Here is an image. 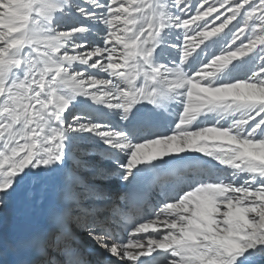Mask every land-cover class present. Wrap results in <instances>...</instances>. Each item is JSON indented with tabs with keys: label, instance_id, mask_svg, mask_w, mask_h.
<instances>
[{
	"label": "snow or ice",
	"instance_id": "1",
	"mask_svg": "<svg viewBox=\"0 0 264 264\" xmlns=\"http://www.w3.org/2000/svg\"><path fill=\"white\" fill-rule=\"evenodd\" d=\"M124 2L106 0L102 4L101 0L94 3L83 0L82 4L75 5L80 16L98 19L106 28L102 45L89 47L86 36H82L81 43H76L71 35L66 47L54 57L67 69L61 79L78 73L76 80L86 81L83 86L86 91L81 89L78 94L69 95L59 83H52L42 92L33 86L25 97L32 114L15 123L8 112H3L11 108L10 101L6 95H0V264H4L6 254L12 257V264H93L86 245L99 250L94 264H141V256L151 257L146 264H184V249L193 255L214 258L212 264H264V162L251 154L264 147V102H234L235 97L229 95L241 90L264 91V66L237 82L217 84L209 79L214 74L202 78L213 66L219 65L220 69L258 46L262 53L260 59L264 61V0H157L165 17L160 33L164 28L175 27L183 31L185 40L179 61L170 67L161 65L154 57V49L162 43L159 33L151 53L152 65L162 66V76L182 72L187 82L176 90L179 96L172 93L152 97L141 96L136 91L144 82L143 78L129 85L109 75L105 70L108 51L92 56L86 63L74 60L70 66L59 59L65 53L74 56L101 48L110 50L114 42L104 43L108 27L103 21L110 14H118L109 13V8H117ZM61 3L62 7L52 14L49 25L54 32L60 31L56 26L57 14L73 7L72 0L66 5L63 0ZM92 9H103V12L97 16ZM230 25L231 38L222 53L188 75L183 68L189 57L185 47L191 44L192 52L199 42L222 33ZM70 31L85 34L87 27L73 26ZM26 52L31 53V50L23 49L21 57ZM165 69L170 71L165 72ZM25 71L24 64L13 69L6 87L21 81L27 84ZM29 78H33L31 74ZM48 80H52L51 74ZM93 80L104 83L87 87ZM52 88L65 98L66 106L49 103ZM101 91L107 94L103 99L96 95ZM35 93L38 95H33ZM206 93L223 99L205 104L191 122L183 126L189 97ZM78 97L119 110L121 121L129 124L137 118H151L150 113L138 117L136 105L144 102L161 109L166 108V102L177 101L180 111L171 134L133 143L123 131L92 121L82 122L74 114L69 120L66 114ZM224 108H228L224 112L232 116L227 125L217 120L212 125L190 127L201 114ZM85 132L90 134V139L71 138L73 133ZM189 135L193 139H183ZM221 139L225 143L220 144ZM169 140H179V143L145 151ZM97 143L101 147L90 146ZM186 151L212 156L231 172L228 176L215 175L214 178H200L198 172L193 179L172 185L175 172L162 174L159 166L152 162ZM113 183L119 186L109 187ZM12 197H19L17 222L6 233L4 214ZM202 200L212 205L215 232L220 236L235 234L232 236L235 248L228 249L222 243L207 239V233L204 239L197 238L180 248L168 243L169 234L181 237L188 220L193 218L194 205ZM154 202L158 206L145 216L144 209H151ZM236 212L246 216V220L235 219ZM153 224L155 231L145 230ZM156 249L167 250L173 259L151 256Z\"/></svg>",
	"mask_w": 264,
	"mask_h": 264
},
{
	"label": "bare ground",
	"instance_id": "2",
	"mask_svg": "<svg viewBox=\"0 0 264 264\" xmlns=\"http://www.w3.org/2000/svg\"><path fill=\"white\" fill-rule=\"evenodd\" d=\"M104 1H106V0H101V3ZM67 2H68V0H63V4L66 5ZM94 2H95V0H93V3ZM112 2H114V0H112ZM82 3H83V0H72L73 7L67 8V11H70L72 13L71 17L68 16V14L67 15H64L63 13L57 14L56 26L58 27L59 30H61L58 32H54L53 28L50 27L49 25H50L52 14L54 12L59 11L60 8L62 7L61 0H43L42 6L45 7V9L48 13L46 14L45 19L39 20L38 22H35L34 20L32 21V19H27L26 17H22V15L19 17L10 15L7 18H3V17H1V14H2V12H1V14H0V25H1V22L4 21L7 23V26H9L11 28L14 36H16L14 43L19 44V42H25L26 41V42H29L34 47H37V44L41 47L47 45L48 43L52 44L51 49L49 48L50 50H47V53L49 54V58H41V60H40L41 63H43V68L40 69V67L37 66L38 63L36 62L35 59L34 60L30 59L31 60V68H30V70L25 71V78L28 79V84L24 86L25 90L23 92L14 91L12 94H10L11 99H12V103L14 104L11 112H14V113L18 112V115L15 118L12 116L14 119V123L17 122L18 120H22V119H20V117H26V116L30 117L31 116V114H32L31 109L28 107L27 100L25 99V97H27L29 95V93L31 92V88L33 86L38 87L39 91L42 92L45 90V87L50 88V85L52 83H59L60 85L63 86L64 89L68 90L69 95H71L73 93L78 94V90H81V89L86 91V89L83 88L86 81L76 80V77H72V78L66 77L64 79H61V77H59L58 74H59V72L60 73L61 72L66 73V69L63 66H61V64L57 63L56 61L50 60V58H54L59 54L61 48L65 47V44L61 43L60 41L61 40L70 41L71 35H73L75 42H78L82 38V36H86V40L88 41L87 43H88L89 47H91L92 45H96V44L97 45L103 44L104 33L101 34L102 32H99V31H101L104 27L102 28L103 24L101 22H99L98 19L97 20L87 19L88 22L93 23V25H92L93 28L91 29V32L89 31V32H86L85 34H81V33H73L72 34V32L70 31L71 30V29H69L70 22L74 21L73 18L75 17V15H79L78 12L76 11L75 5H79ZM2 5L4 6L5 4L2 3ZM137 9H138V7H136L135 0H125V2L120 4L117 8H109V10H108L109 13H118V14L107 16L106 20L103 21V23L106 22L111 27V29L112 28L116 29L117 32L121 35V40L116 41V40H114L115 36L113 37L114 39H112L110 37V34H109V36L105 39L104 43L108 44L109 42H114V43H112L111 49L110 50L109 49H107V50L106 49L105 50L99 49V50H95L94 53L100 54L103 51L112 52L113 53L112 55L115 56V58H113V59H115L117 61L116 64H118L120 66H123V65L129 63L130 61H132V57H131L132 52L130 50H127L126 48H124L125 47L124 44L127 45L126 42H128V38L130 37V34H131L130 30L133 27L132 25H133L134 21L132 18V16H133L132 13L135 12V10L137 11ZM92 11H94L97 14V16H99L100 14H102L103 9H92ZM25 16H28V14ZM28 24L31 25L32 31H30V32L27 31L28 33H25V32L20 33L19 31L22 29L21 27H24V26L26 27ZM161 24H162L161 27L163 28L164 24L162 23V21L160 22V25ZM126 27H127V31H126ZM170 29H173L174 32L171 35H168L167 37H164L162 39V43H164V44L161 43L157 52L154 53V57H155V60L157 63H159L161 65L169 66V67L172 64L179 61V59L182 55V51H183V42L185 40L184 33L181 29H178L175 27H171ZM227 30H229V29H227ZM67 31H69V32H67ZM116 37H118V36L116 35ZM209 41H210V39L202 40L198 44L199 48H197V47L194 48L192 52H191V49H192L191 44H189L185 47L184 51H186L189 54V57L185 61L183 68H184L185 72L188 73V75H192L193 72H195L197 69L201 68L206 62H208L210 60V58L214 57L216 54L222 53L221 52L222 50H220L218 47H216V48L213 47L214 43L210 44V46H209L210 48H207L208 46H206V45H209L208 44ZM1 42L2 41H0V44H1ZM165 42H167V44ZM154 44L156 46L157 37L155 39ZM118 45H119V47H118ZM203 45H205V46H203ZM19 46H21V45H19ZM5 48L6 47H3V46L0 47V74H1L0 75V95H8L10 93L9 85H11V84H8L6 87V85H4V83H3V80L8 75L13 74V69H17V67L20 65V63H18L16 67H14V68L10 67V63L16 58V52L18 51L17 50L18 48L16 50H14L13 53H11L10 55L8 54V50H5ZM153 48H155V47H153ZM202 48H207V49H202ZM89 53H91V52H89ZM6 54H7V56H6ZM133 55H136L135 58H140V61H139L140 65H144V64L152 65L151 53L144 54L145 56H142L141 54H138V53H135ZM24 56H26V53L24 54ZM40 56H42V55H40ZM47 57H48V55H47ZM70 57L71 56L64 54L63 56H60L59 59L66 58V60L67 59L69 60ZM242 58H244V57L238 58V59L230 62L229 64L224 65L220 69H218L219 65L213 66L212 71L205 73L202 78H207V77L214 74L209 79L215 81L217 84H222V83H227V82H229V83L230 82H237L236 80L237 79L241 80V78L245 79L246 77L250 76L253 73L252 70L253 69L255 70V68H252V65L251 66H248V65L244 66L245 63L242 62V60H243ZM7 59H8V63H7ZM42 59H45V60H42ZM24 60H25V58H24ZM26 60H27V58H26ZM74 60L75 59H72L70 61L73 62ZM63 61H65V59ZM78 61H80L82 63H86L84 58L80 59ZM172 61H174V62H172ZM67 62L65 61L64 63H67ZM25 63H27V62H25ZM262 64H261V66H259L256 69L258 70L260 67H262L263 66ZM160 67H162V66L153 67V65H152V68L158 70L159 76L161 78V82L163 83V86H164L165 94L167 93V90H169L172 93H175L176 96H179L180 93L177 92L176 90L179 88H182L184 86V84L187 82L184 79L182 72H176V74L172 75V76H169V75H163L162 76L161 71H160ZM249 68H252V70H249ZM167 71H170V70L165 69V72H167ZM134 72H135V75H134L135 77L134 78L131 77V80H129L128 78H125V77L122 78L121 80H123L125 83H128L129 85H134L135 81H137L140 78H143L144 82L141 83L140 88L137 90L139 92L149 91L152 88V76H151L150 70L148 69L149 75L144 74L143 76L140 74L137 75L136 70H134ZM224 73H226V75L224 76V78H222V75ZM29 74H31V77H33V78L38 77V79L29 78ZM45 74H47V76ZM50 74L52 75L51 81H49L47 79ZM244 74L246 76H244ZM22 83H23V81H21L19 83V85H22ZM101 83H104V82L93 80L91 83L87 84V87H89V88L97 87ZM50 91H51V95L49 97V103L54 101L58 107L61 106L60 105V99L62 100L63 98H61V96L56 94V90L54 88L50 89ZM121 91L123 92L124 90H121ZM100 93H101L102 97L107 95L106 93H103L102 91ZM100 93H99V95H100ZM33 95H38V93H35ZM229 95L235 97L234 102L249 101L247 99H258L259 100L258 102H260V101L264 102V91L249 92V91L241 90L240 93H229ZM79 98L80 97H78L77 99H79ZM208 98H214V101L211 104H214L218 100L222 101V99H223L222 97L221 98L216 97L213 93H206L204 95L199 96V100L197 102H193L192 98L189 97V99L186 103L187 115H186L185 124L183 126L186 127L187 124L191 122V120L194 118V116L196 114H198L200 109L206 104V100ZM77 99L72 102V104L70 106L71 110L69 113L66 114L67 116H69V115L72 116L73 113H74V115L78 116L77 115L78 113H80L82 111H86V107H84L83 104L80 107L75 105L76 102L78 101ZM80 100H82V99H80ZM90 102H92V101L87 102V105L91 104ZM166 104L168 106V109H173L175 111V113H173V114L176 115L180 111V104L177 101H171L169 103L166 102ZM95 105H97V107H99V106L102 107V109H101L102 114L108 113L111 115H114V114L119 115V110L113 109V112H112L105 105L96 104V103H95ZM221 110H223V111H221ZM221 110H220V112L215 111L212 114H207L206 118H208V120L205 123L206 119H204V123L202 126L212 125L217 120H219L221 124L227 125L229 120L232 118V116L230 115V113L224 112V111H228L229 110L228 108H224ZM96 111L99 112V110H96ZM75 113H77V114H75ZM201 116L202 115H200L196 121L192 122V124L190 125V127L192 129L196 128L195 126L197 125V121H198V119L201 118ZM221 117H226V118L221 119ZM70 119H71V117H70ZM112 119H113V121L110 119H109V121L107 119H103L102 126H107V127L113 128L112 122H114V120H115L114 123H117L118 118L113 117ZM176 119H177L176 116H166L163 120L158 119L157 124L160 125L161 127L163 126L166 129H168V128L173 129V127L176 123ZM77 134L78 133H76L75 135H77ZM134 134H135V130L133 132H130V135H134ZM183 139L190 140V139H193V137H191L189 135V136H184ZM80 140H88V139L84 137V138H80ZM176 143H179V140L165 141L164 144L156 145L154 147L146 149L145 151L146 152L156 151L160 148L168 147V146H170L172 144H176ZM209 143L214 144L215 141H210ZM219 143L223 144V143H225V140L221 139L219 141ZM94 147L99 148L100 147L99 143H97L96 145L94 144ZM246 151L251 152L250 149H246ZM188 153H195L196 154L195 158L192 159L190 162H194L195 160H199V161H202L204 163H207L208 165L217 166L218 171L221 170V173H218V175L228 176V174L231 172L230 168H226L224 165L219 164L218 161L216 159H214L212 156H208V155H205L202 153L186 151V152L180 153V154H170L169 156H166V157L183 156V155H186ZM251 154L254 155L256 159L264 162V147H261L259 151L251 153ZM198 172L204 173L205 171L203 170L202 172H200V171L195 170L193 172V175L196 176ZM208 175H209V173L204 174V176H208ZM118 186L119 185L116 183L109 185V187H112V188H115ZM257 198H260V197H257ZM18 200H19V197H17V198L12 197L9 201V208L6 210V212L4 214L5 228L10 223L11 217L13 214L17 218L16 209L15 210H12V209H13V203L15 204V208H17L16 205L18 203ZM199 204H198V206H199ZM198 206H197V209L200 210L198 208ZM207 210H209L208 211L209 213H213V210H211V209H207ZM193 212H194V215H196V213H198L195 210ZM234 218L238 219V220H246L244 218V216H241V214L239 212L234 213ZM193 219L196 220L195 217H193ZM206 219H207V223H187V225L183 229V230L187 231L186 236H184V237L181 236L180 238H177V237L172 236V234H169L171 237V239H169V240H175L172 242V244L173 243H180V242H192V241H195L197 238L204 239L205 238L204 233H207L208 234L207 239H209L213 242L222 243L223 246H225L228 249H233L237 246L235 240L232 239V236L235 235L234 233H227L224 236H220L218 233L215 232V229L213 228V225H212V221L208 218H206ZM188 221L192 222V219H189ZM199 227L202 230H198L197 228H199ZM191 255H193V254L191 253ZM194 256H196V255H194ZM201 256L202 257L198 258L197 262L195 261V259H192L191 257H188L185 259L183 258L184 264H197V263H199V264H212V260L214 258H210V257L204 256V255H201ZM194 261L196 263H194Z\"/></svg>",
	"mask_w": 264,
	"mask_h": 264
},
{
	"label": "rangeland",
	"instance_id": "3",
	"mask_svg": "<svg viewBox=\"0 0 264 264\" xmlns=\"http://www.w3.org/2000/svg\"><path fill=\"white\" fill-rule=\"evenodd\" d=\"M104 2H106V1H104ZM104 2H102V4ZM169 2H170V0H169ZM193 2H195V0H193ZM2 3L5 4V5L3 6ZM42 3H43V0H0V8H2V11H0V14L2 12L1 17H3V18H7L10 15H13V16H16V17H19V16L22 15V17H26L27 19H32V21L34 20L35 22H38L39 20L45 19L46 18V14L48 13L46 11L45 7L42 6ZM135 4H136V7H138V9H137V11L135 10V12L132 13V15H133L132 18H133V21H134V23L132 25L133 27L130 30V33L131 34H130V37L128 38V42H126L127 45L124 44L125 45L124 48H126L127 50H130L132 52L131 57H132V61L133 62L137 59V58H135L136 55H133L135 53L141 54L142 56H145L144 54L152 53V51L154 49L153 47H155V44H154L155 43V39H156V37L159 36V33H160L161 29H162V27H161L162 24L160 25V22L165 19V17L163 16V13L160 11V6L157 4V0H135ZM27 14H28V16H25ZM63 14L64 15H67L68 14V16H70V17L72 16V13L70 11H67V9H65V11L63 12ZM108 16H111V14L108 15ZM73 20L74 21L70 22L69 29H72L73 26H86L87 27V32H89V31L91 32V29L93 28L92 27V25H93L92 22L91 23L88 22L87 19H84L80 15H75V17L73 18ZM3 22L4 21H2L1 22V25H0V41H2L0 45H2L3 47H6L5 50H8V54L9 55L11 53H13V51L16 50L17 48L19 49L22 45H23L24 48H29L31 50V53H27L26 52V56H24L25 60L21 61L20 62V65L24 63L25 64V69L28 71L31 68V60L30 59H32V60L35 59L36 62L38 63L37 66L40 67V69L43 68V63H41L40 60H41V58H49V54L47 53V50H50L51 49V45L52 44L48 43L47 45H45L43 47L39 46L38 44H37V47H34L33 45H31L29 42H26V41L25 42H19V44L18 43L16 44V43H14L15 42L14 40H15L16 36H14L13 31L11 30V28L9 26H7V23L6 22L3 23ZM234 23H235V21L233 22V24ZM231 26L232 25L229 26V28H228L229 30L225 29L222 33H219L216 36L207 38V39H210V41L208 43L209 45H206V46H208L207 48H210L209 47L210 44L214 43L213 44V47L214 48L218 47L220 50L223 51L225 45L228 43L229 39L231 38V31H230V29L232 28ZM107 27H108V36L110 34V37L112 39H114L113 37L115 36V39L114 40L120 41L121 40V35L117 32V30L116 29H113V28L111 29V27L108 24H107ZM21 28L22 29L19 31L20 33H22V32L28 33L30 31H32V28H31V25L30 24H28L26 27L24 26V27H21ZM102 28L103 29L101 31H99V32H102L101 34L104 33V35H105L106 28H105L104 25L102 26ZM170 28L171 27L164 28L158 38H160L162 40L164 37H167L168 35H171L174 32V30L173 29H170ZM126 31H127V27H126ZM115 34L118 37H116ZM132 34L135 35L134 36V37H136L135 40H132L131 39V35ZM141 37H143V39H141ZM60 42L61 43H64L65 44V47L69 43L68 40H61ZM81 42H82V40L80 39L76 43H81ZM165 43L167 44V42H165ZM162 44H164V43H162ZM19 45H21V46H19ZM203 46H205V45H203ZM118 47H119V45H118ZM197 48H199V47H197ZM207 48H202V49H207ZM101 49H104V48H101ZM39 54L42 55V56H40ZM65 54L68 55L67 53H65ZM112 54H113L112 52H109L108 56L106 57V59L108 60V64L105 65V70L108 71L109 75H114V76H116L119 79H122L124 77L127 78L128 77V74H127V72H124L123 73V71H124V68L123 67H126V65L129 64V63H127V64H125L123 66H120V65L116 64L117 61L115 59H113V58H115V56L112 55ZM47 55H48V57H47ZM94 55H99V54L94 53V51H92L89 54L88 53L87 54H85V53H77L74 56H71L69 60L68 59L66 60V58H62L60 60L63 61L65 59L66 62L68 61L67 64H69V66H70L71 63H72L70 60H72V59L80 60V59H83L84 58L85 61L87 62V60L90 59ZM261 55H262V53H261V50H260V48L258 46L256 49H254L252 52H250V54L247 53L244 56V58H242L243 59L242 62L245 63L244 66H247V65L248 66H251L252 65V68H255V70L254 69L252 70V68H249V70H252V72H256L257 71L256 68H258L259 66H261V64L264 62V61H262L260 59V56ZM6 56H7V54H6ZM26 58H27L28 61L26 60ZM42 60H45V59H42ZM50 60H54V61L57 62V60L54 59V58H50ZM138 60L140 61V58H138ZM24 61L27 62L28 64L25 63ZM65 61H63V62H65ZM172 62H174V61H172ZM7 63H8V59H7ZM20 65L18 66L19 68H20ZM262 65L264 66V63ZM61 66H63V65L61 64ZM139 66H140V62H139ZM143 66H145V64ZM18 67H17V69H18ZM78 67H81L82 68L84 66L78 65ZM88 71L89 72H94L93 69H88ZM66 72H67V69H66ZM62 73L63 72H61V73L59 72L58 76L61 77ZM45 75L47 76V74H45ZM76 75H78V73H74L71 76V78L72 77H76ZM98 75L104 76V73H98ZM225 75H226V73H224L222 75V78H224ZM244 76H246V75L244 74ZM128 79L131 80V77H129ZM242 79L243 78H241V80ZM236 81H239V79H237ZM227 83H229V82H227ZM27 84L22 83V85H19V84H15L14 86H13V84L9 85L10 93L8 95H6V96H7L8 100L11 103V108H5V109H3V112H8L11 115V117L13 116L14 118L18 115V112H15V113L14 112H11L14 104L12 103V99H11L10 94H12L14 91L23 92L25 90L24 86L27 85ZM96 95L100 99H103L104 98V96L102 97L101 93H100V95H99V93L96 94ZM61 98H63V99L62 100L60 99V105L66 106L65 98L62 97V96H61ZM80 99H82V100H80ZM77 100L78 101H83L84 100L83 106L86 107V109L91 110V112L93 111V113L97 112L96 110H99V111L102 112V110H101L102 107L101 106L97 107V105H95V103L93 101L90 102L91 104H88L87 105V102L91 101L90 98L80 97ZM198 100H199V96H197L195 99L192 98V101L193 102H197ZM247 100H249V101H255V102H258L259 101L258 99H247ZM208 101L209 102H213L214 101V98H208L206 100V104L209 103ZM260 102H262V101H260ZM50 103H55V102L52 101ZM169 110L174 111L173 109H169ZM87 111H82V112H80L78 114L77 113H75V114H77L78 117L81 118L82 122L92 121L93 123H95L94 122V119H93V116H89L90 113L88 112V114H87ZM111 111L113 112V110H111ZM215 111L220 112V110L217 109V110H214L212 112H207V113L201 114L202 116H204V118L201 116V120L202 119H206V121H205V123H206L207 120H208V118H206L207 114H212ZM167 114L168 115H166V116H170L169 111H168ZM104 115H105V118H103ZM106 115H109L108 119H110V120L113 121L112 118L113 117H116L118 114H114V115H111V114H108V113L107 114H102L101 116H99V118L101 120L106 119ZM67 117H68V119H70V117H72V116L69 115ZM24 118L25 117H20V119H24ZM198 120H200V119H198ZM13 122H14V119H13ZM114 122H115V120H114ZM101 126H102V124H101ZM75 134L76 133H73L72 135H73V137H77L78 140H80V138H84V137L87 138V139H90V134L87 133V132H85V133H78L77 135H75ZM90 146H94V145H90ZM217 150H219V149L217 148ZM204 201L206 203L205 202H203V204L200 203L199 206H198V204L197 205H194V207L196 208V209L194 208V210L196 212H198V213H196V216H197L198 219H200V217H204L205 219H203V220H206V218H208L211 221H213V215H214L213 213H209L208 212L209 214H207L206 216H204V211H205L204 209H207L205 206L208 205V206H211L212 207V205L210 204V202H208L207 200H204ZM197 206L200 209H202V210L199 211L197 209ZM16 207H17V205H16ZM15 209H16L15 208V204L13 203V209L12 210H15ZM207 211H209V210H207ZM193 216H194V212H193ZM244 218L246 219V216H244ZM197 229L198 230H202L200 227L197 228ZM198 257L201 258L202 256L199 255Z\"/></svg>",
	"mask_w": 264,
	"mask_h": 264
}]
</instances>
